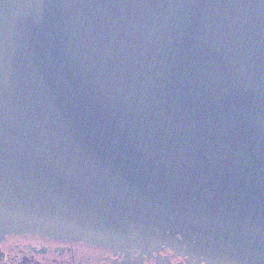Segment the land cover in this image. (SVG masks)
I'll return each mask as SVG.
<instances>
[{
    "label": "water",
    "instance_id": "95a60500",
    "mask_svg": "<svg viewBox=\"0 0 264 264\" xmlns=\"http://www.w3.org/2000/svg\"><path fill=\"white\" fill-rule=\"evenodd\" d=\"M7 236L264 264V0H0Z\"/></svg>",
    "mask_w": 264,
    "mask_h": 264
},
{
    "label": "flooded vegetation",
    "instance_id": "af4514ba",
    "mask_svg": "<svg viewBox=\"0 0 264 264\" xmlns=\"http://www.w3.org/2000/svg\"><path fill=\"white\" fill-rule=\"evenodd\" d=\"M26 240V248L23 251L22 247L18 249H9L7 251L0 250V264H52V262H58L59 264L65 262L66 264H94L90 261V259L86 258L84 262L80 260H76L74 257L75 250H73L74 243L78 241H65V240H57L49 237H36L29 236L23 237ZM28 240V241H27ZM68 252L65 253L64 251ZM109 250L107 255L104 256L100 263L96 264H139V262L131 261L126 262L117 257V255H113ZM107 257H111L114 259H110ZM165 257V259L163 258ZM156 256L151 255V259H144L143 264H147V261H151L152 263L155 260L154 264L158 261L163 262L161 264H202V261L195 260L192 257H188L187 255L181 254H173L166 256ZM147 260V261H145ZM145 261V262H144ZM141 263V264H142ZM151 263V264H152Z\"/></svg>",
    "mask_w": 264,
    "mask_h": 264
},
{
    "label": "rangeland",
    "instance_id": "374dc122",
    "mask_svg": "<svg viewBox=\"0 0 264 264\" xmlns=\"http://www.w3.org/2000/svg\"><path fill=\"white\" fill-rule=\"evenodd\" d=\"M28 241V240H27ZM26 240L20 236H9L7 239L0 242V250L7 251L9 249H18L21 246H25ZM75 255L76 260H80L84 262L90 259V261L94 264L100 263L102 261L101 258L107 255L108 250L106 251L104 248L100 247H92V246H75Z\"/></svg>",
    "mask_w": 264,
    "mask_h": 264
},
{
    "label": "trees",
    "instance_id": "16d2710c",
    "mask_svg": "<svg viewBox=\"0 0 264 264\" xmlns=\"http://www.w3.org/2000/svg\"><path fill=\"white\" fill-rule=\"evenodd\" d=\"M7 237H9V236H7ZM52 264H59L58 262H52ZM60 264H62V263H60ZM63 264H66L65 262H63Z\"/></svg>",
    "mask_w": 264,
    "mask_h": 264
}]
</instances>
